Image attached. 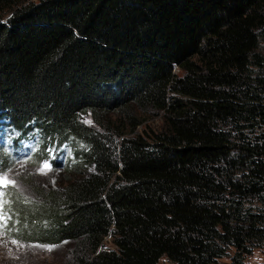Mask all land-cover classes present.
Returning <instances> with one entry per match:
<instances>
[{"label":"trees","instance_id":"16d2710c","mask_svg":"<svg viewBox=\"0 0 264 264\" xmlns=\"http://www.w3.org/2000/svg\"><path fill=\"white\" fill-rule=\"evenodd\" d=\"M146 113L164 129L137 132ZM13 137H38L34 163L72 149L55 189L4 188L18 238L77 241L79 264H250L264 0H0V143Z\"/></svg>","mask_w":264,"mask_h":264},{"label":"rangeland","instance_id":"374dc122","mask_svg":"<svg viewBox=\"0 0 264 264\" xmlns=\"http://www.w3.org/2000/svg\"><path fill=\"white\" fill-rule=\"evenodd\" d=\"M146 121L137 128V132L148 136L156 131L164 129L165 124L161 114L146 113ZM89 122L93 125L90 117ZM36 136V135H35ZM38 142V137L35 138ZM69 142H71L69 140ZM64 153L63 155H69L72 152L71 145L67 141L63 142L60 146ZM53 153V152H52ZM34 157L27 159L16 160L12 167H7L0 171V176H6L12 183L0 182V187H11L17 192H21L24 195L34 196L32 192V186H28L25 181H29L30 178L43 186L44 188L55 189L59 183H64L67 176V164L66 157H61L56 163L50 165L48 162L40 161L34 163ZM48 159V158H47ZM45 163L49 164V168H44ZM43 169V170H42ZM27 175V176H26ZM17 196V195H16ZM12 198L13 195H12ZM11 203L6 204L5 199L1 198V206L5 210L6 214L11 213ZM16 211L21 210L16 208ZM7 216V215H5ZM21 218V217H20ZM10 218H7L0 224V264H79L80 260L77 257L79 254L76 250V246L80 250V246L77 241H66L57 244L52 243H40L30 242L18 238L13 230H10ZM19 226L17 223L15 227ZM15 228L14 230H18ZM12 233V235H11ZM104 247H113L112 236L108 235L104 239ZM80 255H84L82 252ZM162 262H166V258H162ZM222 263L230 264L229 258L221 259ZM246 262L250 264H258L264 262V248L256 247L252 253L246 256Z\"/></svg>","mask_w":264,"mask_h":264},{"label":"snow or ice","instance_id":"6c2138e0","mask_svg":"<svg viewBox=\"0 0 264 264\" xmlns=\"http://www.w3.org/2000/svg\"><path fill=\"white\" fill-rule=\"evenodd\" d=\"M49 167H50V165L45 163L44 168H49ZM0 182L12 183V181H9L6 176H0Z\"/></svg>","mask_w":264,"mask_h":264}]
</instances>
